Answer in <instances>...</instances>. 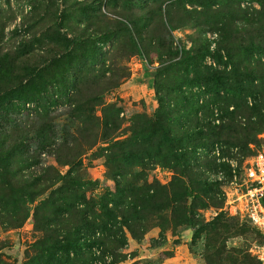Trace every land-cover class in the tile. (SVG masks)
<instances>
[{
    "label": "rangeland",
    "instance_id": "obj_1",
    "mask_svg": "<svg viewBox=\"0 0 264 264\" xmlns=\"http://www.w3.org/2000/svg\"><path fill=\"white\" fill-rule=\"evenodd\" d=\"M226 1H216L201 14L198 12L204 7L198 0H0V92L21 78L19 88L25 93L19 99L10 94L0 97V136L9 134L11 138L5 147L0 140V198L6 197V202L0 204V264H22L30 245L42 234V225L36 224L33 216L42 194L30 202L29 187L40 192L49 166L60 173L67 169L56 160L65 140L63 133L44 149L40 138H31L32 127L40 122L45 110H50L52 117L61 115L57 119L61 124L66 114L67 118L71 116L73 120L66 121V125L70 124L66 138L69 143L79 140L77 129H86L78 116L91 112L87 121L92 124L87 127L96 134L92 145L81 142L80 160L86 182L83 186L86 198L95 202L94 214H104L111 223L108 209L99 208L103 196L116 187L107 175L106 154L121 140L123 145L141 139L155 145L160 142L152 127L159 104L156 97L169 105L170 114L175 117V133L180 131L177 117L181 107L184 112L192 109L193 119L196 111L199 122L208 115L206 120L212 124H219L224 118V103L230 102L228 109H233V86L220 81V93L216 95L213 79L208 82L200 76L233 71L225 50L218 49L219 33L208 27L198 30L201 20L209 17L208 12L230 9L229 4L234 8L228 11L236 19L234 25L241 21L236 3L229 0L225 4ZM248 4L240 3L242 7ZM252 5L259 9L257 4ZM185 22H196L197 30L184 26ZM102 29L109 38L94 55L90 51L92 38ZM204 38L209 41V49L197 63L200 79L193 81L195 74L190 71V63L186 67L177 63L185 54L199 51ZM194 94L197 102L191 106ZM111 107L114 109L110 110L107 123L105 111ZM237 118L242 125L246 123L244 117ZM193 119H186L184 124H191ZM215 144L221 156L235 164L236 178L228 162L212 155L198 158L201 160L196 168L209 184L201 176L200 186L193 180L195 188L188 202L194 227L173 230L171 222L163 227L159 214L144 233L134 236L113 225L114 231L119 230L116 238L122 244L115 253L94 244L89 263L110 264L115 259V264H218L213 261L215 257L208 258L212 241L220 239L217 244L223 247L219 248L222 255L237 254L233 258L243 263H247L245 256L249 264H262L258 250L264 245V235L259 233L254 239L244 234L219 236L212 228L222 219L252 226L245 215L246 168L254 155L264 149V126L256 141H248L246 148L218 138L209 149ZM148 159L145 162H150ZM215 164L220 165L216 168ZM218 170L224 175L221 181L215 180ZM176 176L167 166L155 165L147 171V180H157L161 185L170 184ZM39 177L38 187L32 188L29 182ZM191 177L196 178L194 174ZM208 192L209 196H205ZM112 205L113 201L109 206ZM201 225L207 228L196 236L194 228ZM86 235L91 238L92 233Z\"/></svg>",
    "mask_w": 264,
    "mask_h": 264
},
{
    "label": "trees",
    "instance_id": "obj_2",
    "mask_svg": "<svg viewBox=\"0 0 264 264\" xmlns=\"http://www.w3.org/2000/svg\"><path fill=\"white\" fill-rule=\"evenodd\" d=\"M216 1L218 0H198L199 5L204 7L203 11L198 13L202 14ZM220 1L224 2V0ZM244 1L250 4L242 7L240 3ZM230 2L236 3L238 6L237 16H240V22L234 25L235 18L231 17L228 12L234 8L229 4L230 9H221L220 12L219 9H216L208 12L209 17L201 20L202 26H199L198 30L208 27L217 31L219 33L218 49L223 48L233 63L231 74L224 75L215 72L200 75L209 80L208 82L213 79L212 87L216 95L220 93V81L233 86L231 88L233 93L230 96V101L235 100L233 109H228L231 106L230 102L224 103L221 109L224 118H221L219 124H212L211 121L206 120L208 115L203 119L204 122H199L196 111L194 112L196 118L193 119L192 109L189 108L187 112H184L181 107L177 117L180 121L178 127L180 131L175 133L173 129L175 117L171 116L169 105H166L160 97H156L159 104L154 112L152 127L160 142L155 145L141 139L129 145H123L124 140H121L106 154L107 175L115 182L116 187L114 192H107L103 196L102 206L99 208L108 209L111 223L104 219V214H94L95 206L93 204L95 202L92 198L89 200L86 198L83 186L86 182L85 174L81 168L80 158L83 153L81 142L88 146L92 145L96 134L95 131L88 129L92 124L91 121H87L88 117L92 115L91 112L83 109L87 112V116H78L86 129L83 127L77 129L79 140L74 139L71 143L66 139L70 134V124L66 125V121L73 120L69 118L71 116L68 115L67 118L66 114L64 122L61 124L60 121H57L61 115L52 117L50 110H45L46 112L41 114L40 122H35L32 127L31 138H40L41 148L44 149L46 145L55 143L58 136L60 137V134L63 133L65 140L62 148L57 151L56 160L59 166H65L67 169L60 173V170L52 166L47 167L40 192H36L30 187L27 191L30 202L42 194L33 213L35 223L42 225L40 227L42 234L30 245L22 264H90L89 261L92 257L90 248L94 244H101L105 251L110 250L111 253H115L122 244L121 240L116 238L119 230L114 231L113 225L117 224L118 228H125L134 236L136 233H144L157 214L161 215L159 219L163 227L170 222L172 229L177 228L178 231L195 226L193 218H191V206L188 202L192 195V188H195L193 180L197 186H200L203 180L208 183L203 177L202 171L196 168L201 160H198L199 156L196 151L200 148H209L218 138L246 148L248 141H256V135L263 131L264 126V0H230ZM227 3L229 0L225 2V4ZM253 3L257 4L259 9L251 6ZM170 11L172 15V10ZM170 11H168V16L173 19V16H170ZM195 24L197 23L195 22ZM195 24L192 22L183 23L184 26L189 25L193 29L198 26ZM124 28L131 40L136 43L128 27L124 26ZM103 30L95 33L92 38L90 51L94 55L109 38ZM199 36L200 34L197 36L198 42L201 40ZM248 42L249 45H246ZM208 49L209 41L204 38L199 51H195L194 55L185 54L177 63L179 66L190 63V66L193 67L190 71L195 74L193 81L200 79L197 74L200 73L197 63L203 59ZM21 85V78H18L7 86L8 89L5 88L0 92V97L6 98L8 94L16 99L24 97V91L19 88ZM191 100V106H193L197 102L195 94L192 95ZM81 104L77 103V106ZM113 109V107L106 109L105 122L108 123L110 110ZM238 116L244 117L246 123L242 125ZM252 117L254 119H251ZM191 118L193 119L191 124H184L186 119L189 121ZM8 139H11L9 134L0 136L3 147L6 146ZM191 145L193 148L188 149V146ZM207 156L209 155H204L205 158ZM145 159L150 162H145ZM155 165L167 166L173 169L177 176L168 185H161L157 180L149 182L147 171ZM219 165L215 164L216 168ZM190 174H194L196 178H192ZM40 179V177L34 179L33 182H29V185L32 188H37L36 181ZM205 196H209V192ZM59 199L62 201L57 202ZM112 201L113 205L109 206ZM5 202V196L0 198V204ZM169 210L171 212L167 215ZM206 228L205 225L194 228L195 235L198 236V233ZM212 229L214 234L217 233L219 236L222 233L244 234L254 239L259 233L264 235V232L254 225L232 223L227 219L218 221ZM97 230H99V236H96ZM87 233H92L91 238L86 235ZM219 240L212 241L213 246L209 250L208 259L215 257L213 261L218 264H249L245 256L244 259L247 263L233 258V256L237 257V254L222 255L219 250L221 247L217 244ZM112 261L110 264H115L116 260Z\"/></svg>",
    "mask_w": 264,
    "mask_h": 264
},
{
    "label": "built area",
    "instance_id": "obj_3",
    "mask_svg": "<svg viewBox=\"0 0 264 264\" xmlns=\"http://www.w3.org/2000/svg\"><path fill=\"white\" fill-rule=\"evenodd\" d=\"M197 156L202 157L205 154L214 156L218 161H226L221 156V151L218 145L211 149H199L196 151ZM230 164L233 178H236V166L232 161L227 160ZM224 175L221 170L215 173V180H223ZM246 208L245 215L248 221L256 228L264 232V149L258 151L252 161L246 168ZM258 258L264 264V245L259 246Z\"/></svg>",
    "mask_w": 264,
    "mask_h": 264
}]
</instances>
